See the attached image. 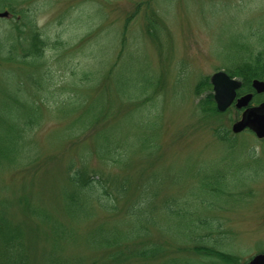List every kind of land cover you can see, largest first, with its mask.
<instances>
[{
    "label": "rangeland",
    "instance_id": "rangeland-1",
    "mask_svg": "<svg viewBox=\"0 0 264 264\" xmlns=\"http://www.w3.org/2000/svg\"><path fill=\"white\" fill-rule=\"evenodd\" d=\"M17 3L19 12L0 18V33L15 37L24 48L30 44V30L35 26L45 46L33 62L32 57L17 61L0 58V97L18 89L28 95L37 90L41 97L35 103L42 115L32 125L28 140L42 156L57 153L60 158L30 193L38 203L46 204L54 217L74 228L78 240L68 242L63 250L71 264H111V250L89 246L86 237L98 224L113 221L117 215L94 205L91 215L72 220L59 196L61 168L67 158L85 155L89 162L104 158L95 137L84 128V114L90 108L95 111L111 105L115 108L104 123L114 125L117 121L121 134H132L136 142L125 162L98 160L103 170L132 174L137 181L131 189L134 195L154 173L149 184L156 203L214 200L203 210L204 215L201 211V216L213 220L212 234L229 236L230 250L242 261L264 250V139L250 132H230L241 112L232 107L229 113L204 114L199 103L205 93L196 92L202 78L233 68L240 58L264 56V0ZM34 109L30 106V111ZM225 128L230 135L226 143L216 133ZM147 134L154 147L143 150L139 138ZM120 150L124 149L120 146ZM1 178L0 186H9L6 193L15 198L21 178L8 173ZM218 179L221 184L212 183ZM228 185L235 194L242 189L250 191L249 197L221 195ZM19 210L13 208L10 214L14 217ZM207 232L203 229L202 237L210 238ZM50 236L46 225L30 229L31 264H45L42 253L49 247ZM154 239L164 243L165 254L179 253L178 240L169 233H154ZM1 253L0 246V257ZM131 259L127 253L117 264ZM159 261V256L151 258L152 264Z\"/></svg>",
    "mask_w": 264,
    "mask_h": 264
},
{
    "label": "trees",
    "instance_id": "trees-1",
    "mask_svg": "<svg viewBox=\"0 0 264 264\" xmlns=\"http://www.w3.org/2000/svg\"><path fill=\"white\" fill-rule=\"evenodd\" d=\"M17 1L0 0V9H9L15 15L20 9ZM30 34V44L23 48V44L19 47L20 41L15 37L0 33V58L17 61L32 57V62L37 60L42 55L44 41L35 26ZM229 72L243 76L241 91H248L254 77H264V56L259 53L255 58H244ZM25 92L18 89L0 97V179L8 173L22 180L15 198L6 193L9 186H0L4 192L0 191V264H31L30 229H38V225H46L51 232L49 247L42 253L45 264H71L72 260L63 255V250L68 242H77L74 228L54 217L49 207L38 203L39 200L30 193L31 188L37 185L36 181L50 171L60 156L57 153L42 156L36 145L28 140L32 135V125L42 112L35 103L41 98L37 90L29 95ZM196 92L205 93L199 103L204 114L219 113L208 77L198 82ZM98 105L102 106L101 103ZM30 106L36 107V110L30 111ZM112 108L115 107L111 105L95 111L90 108L84 114V128L95 137L97 150L104 156L98 159L100 163L118 160L125 162L136 142L132 134H121L117 121L113 122L114 125L108 121L104 123L107 116L112 114ZM217 133L222 139L228 137L227 129ZM139 141L143 150L154 147L149 134L140 136ZM87 157L83 155L66 159L61 168L63 177L59 196L65 212L72 220L91 215L94 205L109 215H117L113 221L98 224L86 237L89 246L111 250L108 262L120 263L128 253L132 259L124 264H152L151 258L156 256L160 258L157 264H246L239 254L230 250L229 236L220 238L213 235V220L201 216V211L203 214L210 203H175L174 199L170 200L173 203H167L166 200L164 203H156L150 189L152 183L149 184L155 178L154 173L143 181L140 188L142 191L134 195L131 189L137 186V181L132 174L115 175V172H107L97 159L89 162ZM124 166H128V163ZM212 183L221 184V181L218 179ZM190 204L196 205V209H192ZM13 208L20 209L14 217L10 214ZM203 229L208 231L206 236L210 238L202 237ZM154 233L174 236L178 240L175 245L179 253L165 254L164 243L153 240ZM188 253L193 257L185 255Z\"/></svg>",
    "mask_w": 264,
    "mask_h": 264
},
{
    "label": "water",
    "instance_id": "water-1",
    "mask_svg": "<svg viewBox=\"0 0 264 264\" xmlns=\"http://www.w3.org/2000/svg\"><path fill=\"white\" fill-rule=\"evenodd\" d=\"M10 15L8 10L0 11V17ZM211 82L215 91V99L220 110H225L234 100L236 96V88L239 87L240 81L232 78L225 71L216 72L211 77ZM253 86L258 92L264 91V79H254ZM253 94L249 93L240 97L237 101L238 107L249 104ZM247 126L251 127L259 137H264V102L258 106L248 107L238 120L233 129L241 131ZM249 264H264V252L257 254L252 258Z\"/></svg>",
    "mask_w": 264,
    "mask_h": 264
}]
</instances>
